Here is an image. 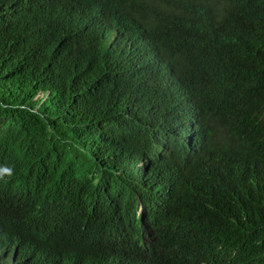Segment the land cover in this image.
Instances as JSON below:
<instances>
[{
    "label": "trees",
    "instance_id": "obj_1",
    "mask_svg": "<svg viewBox=\"0 0 264 264\" xmlns=\"http://www.w3.org/2000/svg\"><path fill=\"white\" fill-rule=\"evenodd\" d=\"M153 52L197 100L182 133L161 87L126 94ZM263 103L264 0H0V213L21 219L0 264H264Z\"/></svg>",
    "mask_w": 264,
    "mask_h": 264
},
{
    "label": "clouds",
    "instance_id": "obj_2",
    "mask_svg": "<svg viewBox=\"0 0 264 264\" xmlns=\"http://www.w3.org/2000/svg\"><path fill=\"white\" fill-rule=\"evenodd\" d=\"M63 10V9H61ZM65 13L66 11L63 10ZM65 14L60 13L58 10H56L51 16L45 18V22L48 20V18L52 17L54 19H59L64 17ZM122 30V23L120 22H113L111 26L108 28V30L105 33L106 37V43L109 45V43L114 39L116 34H119ZM110 40V41H109ZM109 49L106 48L105 51ZM158 59L156 54L153 52L150 54L149 57L145 59H140L138 61H133V66L131 71L129 72V75L131 78L133 77L132 72L135 73H141L143 75V78L141 80H130L128 85H126V94L129 96L130 99L137 101L141 91L147 87V86H159L164 91V98L167 100L168 98L172 99V120L175 124V132L182 133L186 127L190 124V121L200 115V111L197 108V100L193 96L192 93L189 92V87H187L182 79L178 78L176 74L172 71L170 72H164V75L158 79V69L153 70L152 68V60ZM113 68H119L122 69L119 66H110ZM191 118V120H190ZM261 124L264 127V103L262 112L258 116V119L255 123ZM164 159L169 160L171 163L174 159H176V155L172 151L167 150L164 156ZM123 169L125 172L126 177L132 181V182H142L145 180L147 176V170H148V158L144 156H134L129 155L126 157H123V165L120 166V170ZM9 173L6 170H3L0 168V194L8 195L10 197L12 196V193L6 188L5 186V180H6V174ZM139 212V209L137 210ZM152 215L150 217L147 216V222H151L152 219L157 216L158 214L154 211H152ZM21 226V219L19 215L15 212L7 211L0 213V262H3L4 259H10L13 260L14 252L12 253V256L10 255V250L13 245L9 248H5V242L7 239V232L9 227H19ZM83 228V226H81ZM85 234V233H84ZM126 231H119L114 235H100L94 233V236L91 237L92 239L89 240L86 243H82L81 241L76 244L74 247H71L69 245H60L58 248H60L62 251L65 252H71L72 254H76L77 252L88 249V248H96L95 241H98L100 243H105L109 240L118 239L121 240L123 237H125ZM33 238H25V242L30 241ZM69 239L68 235L62 234L58 240L55 242H65Z\"/></svg>",
    "mask_w": 264,
    "mask_h": 264
}]
</instances>
